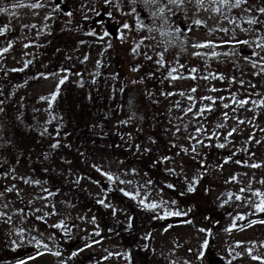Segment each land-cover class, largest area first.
Instances as JSON below:
<instances>
[{
	"label": "rangeland",
	"instance_id": "1",
	"mask_svg": "<svg viewBox=\"0 0 264 264\" xmlns=\"http://www.w3.org/2000/svg\"><path fill=\"white\" fill-rule=\"evenodd\" d=\"M100 1L119 23V32L115 41L94 44L86 43L80 23L90 1H69L74 15L68 17L62 10L53 12V0H0V9H7L0 12V29L6 28L0 35V172L16 169L7 180L0 178V189L15 183L23 197L21 202L11 193L0 199V211L11 216L8 222L0 217V264H262L264 213L255 208L260 202L255 193H264V108L239 107L232 97L264 99V76H253L256 70L244 59L251 48L226 43L256 37L257 32H242L226 19L247 14L239 9L217 14L211 7L203 11L193 0L186 20L180 14L163 27L173 33L169 36L146 12L142 18L153 27L151 33L136 31L132 18ZM38 2L45 6L13 7ZM259 6H264L260 0L245 5ZM195 19L203 24L195 25ZM123 22L133 30L123 29ZM176 26L181 33H175ZM143 37L148 39L134 54L132 48ZM209 42L213 47H194ZM161 52L164 67L156 63ZM229 52L236 54L224 55ZM173 68L172 76L182 78L169 76ZM39 70L47 76L34 81ZM220 75L222 80L213 78ZM209 96L215 104L204 99ZM208 106L211 112L196 115ZM150 109L163 124L148 123ZM45 127L51 136L40 135ZM57 141L61 146L53 149ZM11 175L41 185H25ZM171 181L184 186L185 196L168 195L163 184ZM43 188L57 195L37 199L47 195ZM242 188L248 200L244 211L240 200L232 202L242 198ZM214 205L221 220L212 222L208 215ZM233 209L239 215H263L261 225L230 220ZM169 213L184 214L189 221H168ZM60 223L63 228L52 227ZM255 230L262 231L259 237L252 234Z\"/></svg>",
	"mask_w": 264,
	"mask_h": 264
},
{
	"label": "snow or ice",
	"instance_id": "2",
	"mask_svg": "<svg viewBox=\"0 0 264 264\" xmlns=\"http://www.w3.org/2000/svg\"><path fill=\"white\" fill-rule=\"evenodd\" d=\"M104 4L107 6H112L113 8L119 9L121 10V14L123 16H127L132 18L135 21V30L142 32L145 29L151 33L154 29L152 26L145 24L144 23V19L142 18V13H147V18L150 19L151 21L155 22V21H160L161 25H160V29H161V34L162 35H169L171 36L173 33L171 31L169 32H165L163 31V27L165 25H171V19L172 18H176L178 17L180 14H183L185 20L188 18V8L187 5L191 4L193 2V0H103ZM249 4V0H209L208 5L206 6V0H195V6L198 9H201L203 11H208L209 7H211V10L217 14H222L224 10H227V12L231 13L233 9H239L241 10L242 13L247 14V16L244 15H240V16H236V17H226V19L228 20V23L235 25L236 28H240V30L242 32H249V31H253V32H257L258 34L256 35V37L252 40H234L232 42H226V43H230L233 47H235L236 45H243V46H247L249 48L252 49V51L250 52V54L246 57H244V59L246 60V62L250 63L252 69L256 70L252 73L253 76H264V19H261V17H264V6H259V7H255V9H253V7H245V5ZM260 4L264 5V0H260ZM30 7L33 9H39V8H43L45 5L43 3H33L30 5H13V7ZM127 6L128 11H123V8ZM81 7H84V5H81ZM52 10L53 12L56 11H61V5H60V0H53V5H52ZM255 11L256 13H258L259 15H252V12ZM0 12H7V9H0ZM65 15H67L68 17H72L74 15L73 11H67L64 13ZM109 16L112 15L111 12L108 13ZM47 18H51V17H47ZM238 21H240V23H238ZM193 23L195 25H201L203 24V21L199 20V19H195L193 21ZM246 24L248 25L247 28L243 27L242 25ZM32 27H35V25H33ZM123 29L128 30L129 32H131L133 30V26L130 25L129 23L123 22ZM221 31L227 32L228 29L227 28H222L220 29ZM6 31L5 29H0V35H3L4 32ZM176 34L181 33L182 29L179 26H176L174 29ZM89 35H94L95 33H87ZM105 36L108 35L107 32L104 33ZM235 35V33H234ZM101 39H103V37H101ZM120 39L124 40L125 36L123 33H121L120 35ZM148 39V37H143L139 42H137L135 44V46L132 48V52L134 54H138V49L140 48V45L144 43V40ZM27 46V45H26ZM110 47V45H109ZM194 47H213V45L209 42L207 44H198V45H194ZM166 50V49H165ZM3 51H8L7 48H5ZM235 52H229V53H224V55H235ZM159 55V59L156 61V63L158 65H160L161 67H164V55L163 52L158 53ZM196 55H199V53H196ZM214 56L219 55L218 53H213ZM145 58L151 60L152 57L148 56L147 54H145ZM87 59V57L85 58ZM99 67V63L97 65ZM132 71H138L137 67H133ZM177 70L175 68L171 69V71L169 72V76H171L172 79H177V78H182V77H177V76H172L173 72H176ZM192 72H195L196 69H192ZM193 79H195L196 77H192ZM213 78L215 79H223L224 77L222 75L220 76H213ZM204 79H208V77H204ZM64 81L61 80V83H63ZM133 83H136V81H133ZM244 81H241V84H243ZM82 86V85H81ZM250 87L255 88L256 85L255 84H251ZM193 92L196 91L195 88L192 89ZM212 91H216V89H212ZM181 95H183V93H181ZM259 95V94H257ZM189 100H193L194 97L189 96L188 97ZM43 99V98H42ZM52 99H55V95L52 97ZM204 99L212 101L213 104H215V100L212 97H204ZM221 100L223 99L222 97L220 98ZM131 103V101H130ZM232 103L233 104H237L239 107H243L245 105H248L249 103H251L252 105H255L256 107L259 108H264V99H260V100H249V99H240L237 100L235 96L232 97ZM3 104V101L0 100V105ZM223 107L225 109H227L229 107V105L227 103L223 104ZM188 112L192 111V108L187 109ZM205 111L211 112L212 108L211 106L208 107H201L197 110L196 115H203ZM0 112H4V108L0 107ZM225 119L228 118V113L225 112L224 114ZM48 123H51V120L48 121ZM121 123H127V121H123ZM240 124L245 123V121L240 120L239 121ZM224 125L222 124H218L217 127L222 128ZM179 131V127H177V132ZM203 129L201 128H197L196 132L200 133L202 132ZM236 129L233 128L230 132H228V136H231L233 134V132H235ZM40 135L42 137L44 136H51V133H49L48 128H44L41 132ZM56 135L59 136L60 132L59 130L56 131ZM215 135V134H213ZM192 140H196L197 143H203L202 141L198 140L196 136H191L189 137ZM212 137H208V139H211ZM257 143H259V141H257ZM61 145L59 143V141L52 143L51 147L53 149L59 148ZM217 147L219 148H224L225 144H218ZM137 148H139V145H137ZM195 146L192 147V151L195 152ZM183 152L187 153L188 149L187 148H183L182 149ZM47 158V157H45ZM167 159V158H166ZM0 167H2V165H0ZM251 167H260V165L258 164H253L251 165ZM16 169L13 168L10 170V172H0V178H3L5 180H7L9 178L10 173H15ZM97 171H99V169H97ZM171 171V170H170ZM108 176L109 180H112L113 177L110 174H105ZM11 179L13 181L20 179L23 184L25 185H29V186H40L41 185V181L40 180H33L30 177L25 178V177H17L16 175H11ZM77 183H79V180L76 181ZM46 183V182H45ZM261 183H264V180L261 181ZM168 187H172V185H168ZM42 191L44 193H46V196H38L36 197L37 199H44L47 200L48 197H52L57 195V193L50 191L48 188H43ZM188 191H194V188L189 187ZM241 191H243V189H241ZM11 193H15V195L20 198L21 202H23V197L21 196V190L17 187V185L15 183H12L10 186L5 185L2 189H0V199L5 198L8 194ZM125 195H131L129 193H125ZM255 195H257L258 197H260V202L258 204L255 205V208L258 212L260 213H264V193L261 192H256ZM133 198H135L133 196ZM236 199H240L239 196H236ZM100 203H104L103 201H99ZM143 203V201H141ZM30 203V202H29ZM105 207H108L109 205L105 204ZM146 207L149 208H156L158 207V205L156 204H150V205H145ZM8 207V203H5L3 205V208H7ZM53 208H55V205H52ZM36 211H39V209H37ZM115 211V210H114ZM24 210L23 209H18L17 213L18 214H23ZM55 212L49 213V215H54ZM169 215H179V213H169ZM0 217L5 218V222L11 221V216H9L7 214V212L5 211H0ZM37 219H43V216H39L36 217ZM52 227H56V228H63V224H54L52 225ZM203 231V229L201 230ZM21 234V233H18ZM99 233H97L98 235ZM39 244V241L37 242ZM46 247V246H45ZM56 255H59V253H55ZM73 256H76L77 253H73ZM201 254V258H202ZM34 258V257H33ZM252 259H261L259 257L253 256ZM20 264H25V261H20ZM262 264H264V260H262Z\"/></svg>",
	"mask_w": 264,
	"mask_h": 264
},
{
	"label": "flooded vegetation",
	"instance_id": "3",
	"mask_svg": "<svg viewBox=\"0 0 264 264\" xmlns=\"http://www.w3.org/2000/svg\"><path fill=\"white\" fill-rule=\"evenodd\" d=\"M69 1L71 2V0H66V1L60 0V5H61L62 11H64V12L69 11V9H70V7L68 6ZM87 1H90L89 4L87 3V7H86V10L88 9L87 14L84 17H82L81 21H80V23L82 25V31L85 34V40L87 41L86 43L101 44L104 41H115V38H117V35L119 32V29L117 27V24H119V23L115 21L114 17L108 15L109 11H108L106 6L102 5L103 3H101V1L99 2V0H98L99 3H95L94 0H87ZM89 32L95 33V34L89 35V34H87ZM105 32L108 33L107 36L104 35ZM101 37H103V39H101ZM57 70H58V68L56 67L54 71L57 72ZM34 75H35V79H33L34 81L36 79H42V78H45L47 76L46 75L45 77H42L43 71H41V70L36 72ZM154 115L156 116L159 114L157 111L150 109L148 111V118H147L148 123L151 125H156L159 123L163 124V118H162V120L159 119L157 121L156 118H158V117H155ZM149 133L153 134V129H150ZM246 138L247 139L249 138L248 134L244 133L243 134V140L244 139L246 140ZM227 160L229 161V158ZM161 161H162L161 159H158L157 162L160 163ZM236 162L240 163L239 161H236ZM244 167H247L246 169L250 168L248 165L244 166ZM247 172H249V171L247 170ZM168 177H170V176L168 175ZM163 185H164V189L166 190V192H168V195H170L171 197L177 198V197L185 196V194H186V191H185L186 189L184 188V186L180 182H174V181L165 182V184H163ZM168 185H172V187L170 188V187H168ZM242 189H243V191H241V189H240L241 194H242V198L240 197L239 200L241 201V203L243 205V211H244L246 209V206L248 205V200H247L246 196H244L245 195L244 188H242ZM248 199H249V197H248ZM239 200L233 199L232 202L235 201V203H238ZM200 210H202V209L200 208ZM212 210L214 213L211 214L212 217H210V214L208 215L210 218L209 221L212 220V222H215L216 220H221L220 214L218 212V209L215 207V205H214V208ZM236 211H237L236 209H233L230 211V213L228 214V218H230V220L240 221L242 223L249 222L252 220L253 222L254 221L258 222V224H259L258 226L261 225V223L259 221H261L263 219V215L261 216L260 214H255V215L250 216L248 214V211L239 215ZM204 214H206V213H204ZM204 214H201V215H204ZM190 215L191 214H189L188 216H190ZM166 218L168 221H175V220L189 221V219L186 218V215H184V214H180L177 216L168 214L166 216ZM261 232H262L261 230H255V231H253L252 234L254 236L259 237Z\"/></svg>",
	"mask_w": 264,
	"mask_h": 264
}]
</instances>
